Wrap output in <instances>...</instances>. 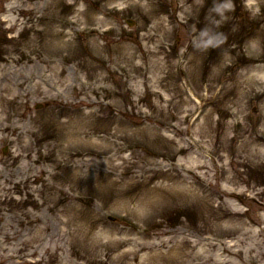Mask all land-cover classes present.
Returning <instances> with one entry per match:
<instances>
[{"label":"clouds","instance_id":"9594fccd","mask_svg":"<svg viewBox=\"0 0 264 264\" xmlns=\"http://www.w3.org/2000/svg\"><path fill=\"white\" fill-rule=\"evenodd\" d=\"M0 264H264V0H0Z\"/></svg>","mask_w":264,"mask_h":264}]
</instances>
